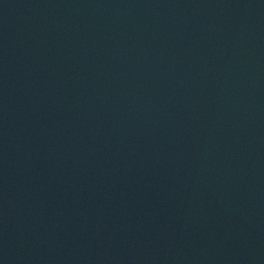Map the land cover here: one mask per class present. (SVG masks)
<instances>
[{
  "label": "water",
  "instance_id": "1",
  "mask_svg": "<svg viewBox=\"0 0 264 264\" xmlns=\"http://www.w3.org/2000/svg\"><path fill=\"white\" fill-rule=\"evenodd\" d=\"M0 264H163L135 0H0Z\"/></svg>",
  "mask_w": 264,
  "mask_h": 264
}]
</instances>
